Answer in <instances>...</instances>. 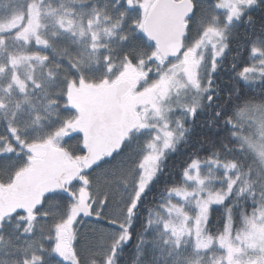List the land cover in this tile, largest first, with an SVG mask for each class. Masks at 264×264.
Instances as JSON below:
<instances>
[{
    "label": "snow or ice",
    "instance_id": "snow-or-ice-1",
    "mask_svg": "<svg viewBox=\"0 0 264 264\" xmlns=\"http://www.w3.org/2000/svg\"><path fill=\"white\" fill-rule=\"evenodd\" d=\"M0 264H264V0H0Z\"/></svg>",
    "mask_w": 264,
    "mask_h": 264
},
{
    "label": "trees",
    "instance_id": "trees-1",
    "mask_svg": "<svg viewBox=\"0 0 264 264\" xmlns=\"http://www.w3.org/2000/svg\"><path fill=\"white\" fill-rule=\"evenodd\" d=\"M234 55V53H233ZM229 76H230V73H221L220 74V77L218 78L217 80V83L220 85L221 89H223V91L221 92V95L222 96H225L228 89L233 85L235 84L236 82L235 81H230L229 80ZM242 86V85H241ZM199 131V130H198ZM128 255L129 257H131V249L128 250Z\"/></svg>",
    "mask_w": 264,
    "mask_h": 264
}]
</instances>
